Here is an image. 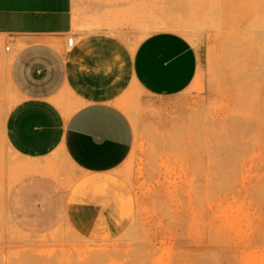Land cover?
Returning <instances> with one entry per match:
<instances>
[{
	"label": "rangeland",
	"instance_id": "rangeland-1",
	"mask_svg": "<svg viewBox=\"0 0 264 264\" xmlns=\"http://www.w3.org/2000/svg\"><path fill=\"white\" fill-rule=\"evenodd\" d=\"M93 3L107 28L134 41L158 31L187 38L197 76L174 98L134 90L118 102L135 140L109 177L114 188H97L109 197L96 203L107 214L97 236L65 221L31 233L8 208L25 164L3 134L16 98L0 40V264H264V0ZM97 249L108 254L92 257Z\"/></svg>",
	"mask_w": 264,
	"mask_h": 264
},
{
	"label": "crops",
	"instance_id": "crops-1",
	"mask_svg": "<svg viewBox=\"0 0 264 264\" xmlns=\"http://www.w3.org/2000/svg\"><path fill=\"white\" fill-rule=\"evenodd\" d=\"M93 1L0 0V40L8 44L16 98L3 134L25 164L8 208L26 232L65 221L97 236L107 214L96 203L109 198L99 199L97 188H114L109 177L135 140L118 102L134 90L155 100L177 97L199 70V51L181 34L158 31L134 41L107 28Z\"/></svg>",
	"mask_w": 264,
	"mask_h": 264
},
{
	"label": "bare ground",
	"instance_id": "bare-ground-1",
	"mask_svg": "<svg viewBox=\"0 0 264 264\" xmlns=\"http://www.w3.org/2000/svg\"><path fill=\"white\" fill-rule=\"evenodd\" d=\"M168 26V24H165V26ZM170 26V25H169ZM94 250V249H93ZM101 251H99L98 249L96 250V251H93V253L92 252H89L91 255H92V257H95V258H102V257H104V256H106V253L107 252H104V250L103 249H100ZM106 251V250H105ZM95 252V253H94ZM102 252H104L103 253V255H101L102 254ZM101 253V254H100ZM108 254V253H107Z\"/></svg>",
	"mask_w": 264,
	"mask_h": 264
},
{
	"label": "built area",
	"instance_id": "built-area-1",
	"mask_svg": "<svg viewBox=\"0 0 264 264\" xmlns=\"http://www.w3.org/2000/svg\"><path fill=\"white\" fill-rule=\"evenodd\" d=\"M72 42H73V39H72V38H69V39L67 40V44H68L69 46L72 45Z\"/></svg>",
	"mask_w": 264,
	"mask_h": 264
}]
</instances>
